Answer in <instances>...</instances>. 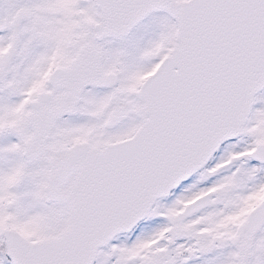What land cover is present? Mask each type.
I'll return each mask as SVG.
<instances>
[{
  "label": "snow or ice",
  "instance_id": "obj_1",
  "mask_svg": "<svg viewBox=\"0 0 264 264\" xmlns=\"http://www.w3.org/2000/svg\"><path fill=\"white\" fill-rule=\"evenodd\" d=\"M261 90L264 0H0V264H264Z\"/></svg>",
  "mask_w": 264,
  "mask_h": 264
},
{
  "label": "flooded vegetation",
  "instance_id": "obj_2",
  "mask_svg": "<svg viewBox=\"0 0 264 264\" xmlns=\"http://www.w3.org/2000/svg\"><path fill=\"white\" fill-rule=\"evenodd\" d=\"M259 95L260 96L264 95V91L261 94H259ZM258 107H259V103H257L254 108H258Z\"/></svg>",
  "mask_w": 264,
  "mask_h": 264
},
{
  "label": "rangeland",
  "instance_id": "obj_3",
  "mask_svg": "<svg viewBox=\"0 0 264 264\" xmlns=\"http://www.w3.org/2000/svg\"><path fill=\"white\" fill-rule=\"evenodd\" d=\"M262 96H264V95H262ZM262 105L261 104H259V107H261Z\"/></svg>",
  "mask_w": 264,
  "mask_h": 264
},
{
  "label": "water",
  "instance_id": "obj_4",
  "mask_svg": "<svg viewBox=\"0 0 264 264\" xmlns=\"http://www.w3.org/2000/svg\"><path fill=\"white\" fill-rule=\"evenodd\" d=\"M262 91V90H261Z\"/></svg>",
  "mask_w": 264,
  "mask_h": 264
}]
</instances>
